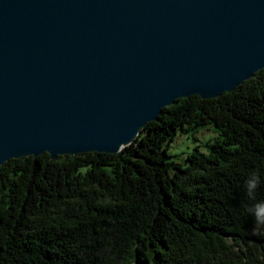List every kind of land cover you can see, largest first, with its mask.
<instances>
[{"label":"trees","instance_id":"1","mask_svg":"<svg viewBox=\"0 0 264 264\" xmlns=\"http://www.w3.org/2000/svg\"><path fill=\"white\" fill-rule=\"evenodd\" d=\"M209 123L217 138L173 160ZM0 264H264V68L175 100L117 154L5 162Z\"/></svg>","mask_w":264,"mask_h":264},{"label":"water","instance_id":"2","mask_svg":"<svg viewBox=\"0 0 264 264\" xmlns=\"http://www.w3.org/2000/svg\"><path fill=\"white\" fill-rule=\"evenodd\" d=\"M263 68L264 0H0V166L117 154Z\"/></svg>","mask_w":264,"mask_h":264},{"label":"rangeland","instance_id":"3","mask_svg":"<svg viewBox=\"0 0 264 264\" xmlns=\"http://www.w3.org/2000/svg\"><path fill=\"white\" fill-rule=\"evenodd\" d=\"M217 132L211 123L199 128L197 131H190L182 134L177 133L173 142L169 143V153L173 155V160L183 162L188 153L197 147L204 151L206 143L213 142L217 138Z\"/></svg>","mask_w":264,"mask_h":264}]
</instances>
